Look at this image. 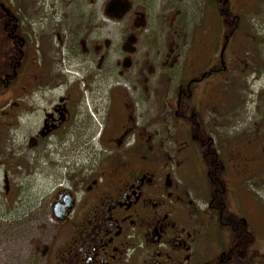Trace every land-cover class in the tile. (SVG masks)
Masks as SVG:
<instances>
[{
    "label": "flooded vegetation",
    "instance_id": "obj_1",
    "mask_svg": "<svg viewBox=\"0 0 264 264\" xmlns=\"http://www.w3.org/2000/svg\"><path fill=\"white\" fill-rule=\"evenodd\" d=\"M210 2L219 30L180 75L185 0H0V264H264V181L247 223L244 158L183 101L248 60L249 21Z\"/></svg>",
    "mask_w": 264,
    "mask_h": 264
},
{
    "label": "rangeland",
    "instance_id": "obj_2",
    "mask_svg": "<svg viewBox=\"0 0 264 264\" xmlns=\"http://www.w3.org/2000/svg\"><path fill=\"white\" fill-rule=\"evenodd\" d=\"M102 1L98 0L100 9ZM185 1L190 7L192 5L194 10L189 9L187 16L183 12L185 18L178 23L179 28H182V35L180 38L177 37L179 38L177 70L179 69L180 75L189 70H196L189 72L192 75L197 74L198 69L202 68V64L197 63V58L194 59V50L199 48V44L192 36L200 35L203 36L202 40L209 41L214 30L211 27L219 30V20L217 7L214 11L210 0ZM226 7L231 12L236 11L240 16H245V20L249 21L243 32L249 49L246 55L248 60L235 63L226 70L225 76L223 75L217 82L220 91L213 89L203 80L197 81L192 86L197 88L200 86L199 91L196 94L194 91L191 98L183 101L185 104L189 103V108L196 115V121L201 120L202 125L209 128V135L206 136L213 144L210 148L213 154L216 153L222 159L224 157L230 159L232 152H236L244 158L248 172L239 180L233 181L231 187L227 185V193L231 190L234 198V203L229 206L230 210L250 223V213L246 205L252 203L254 181L258 178L259 182L264 181V0L259 3L252 0H227ZM252 7L254 10H249ZM187 20L191 23L186 31L187 37L183 38L184 22ZM201 46L205 47L203 43ZM245 62L247 68H244ZM165 97L163 99H170L172 94L168 93ZM163 111L170 112L166 106ZM168 121L167 117L162 123L166 128ZM179 169H183L181 175L184 181L192 179L191 175H183L185 168L179 166ZM197 169L201 175L202 168Z\"/></svg>",
    "mask_w": 264,
    "mask_h": 264
},
{
    "label": "water",
    "instance_id": "obj_3",
    "mask_svg": "<svg viewBox=\"0 0 264 264\" xmlns=\"http://www.w3.org/2000/svg\"><path fill=\"white\" fill-rule=\"evenodd\" d=\"M110 6L112 7V5L110 4ZM119 5H115V7L117 8ZM121 7H123V5H120ZM112 9H113V7H112Z\"/></svg>",
    "mask_w": 264,
    "mask_h": 264
},
{
    "label": "trees",
    "instance_id": "obj_4",
    "mask_svg": "<svg viewBox=\"0 0 264 264\" xmlns=\"http://www.w3.org/2000/svg\"><path fill=\"white\" fill-rule=\"evenodd\" d=\"M226 6H227V4H226Z\"/></svg>",
    "mask_w": 264,
    "mask_h": 264
}]
</instances>
